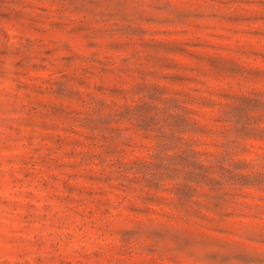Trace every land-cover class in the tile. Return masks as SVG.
<instances>
[{
  "label": "clouds",
  "instance_id": "clouds-1",
  "mask_svg": "<svg viewBox=\"0 0 264 264\" xmlns=\"http://www.w3.org/2000/svg\"><path fill=\"white\" fill-rule=\"evenodd\" d=\"M0 264H264V0H0Z\"/></svg>",
  "mask_w": 264,
  "mask_h": 264
}]
</instances>
